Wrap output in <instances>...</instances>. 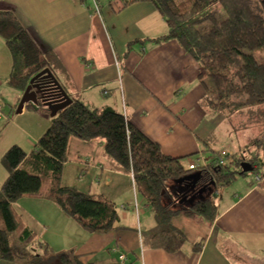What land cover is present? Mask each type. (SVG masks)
<instances>
[{
  "label": "crops",
  "instance_id": "crops-1",
  "mask_svg": "<svg viewBox=\"0 0 264 264\" xmlns=\"http://www.w3.org/2000/svg\"><path fill=\"white\" fill-rule=\"evenodd\" d=\"M0 11L13 15L41 53L54 56L57 66L52 73L71 102L113 110L165 156L183 162L185 169L205 164L202 152H207L208 141L225 120L200 106L204 92L197 65L175 42H152L167 30L151 5L121 8L120 0H0ZM10 68V55L0 39V159L12 147L26 157L34 152L50 119L30 107L15 113L21 94L6 85ZM65 160L62 187L100 196L122 212L116 211L119 222L114 231L90 235L45 200V190L13 204L37 242L54 253H72L83 264H121L120 256L126 257L124 264H264L262 182L257 189L248 185L220 195L210 225L163 213L164 223L184 239L177 252L168 254L142 246V234L155 226L153 216L138 200L131 176L110 170L99 142L70 138ZM6 177L0 166V187ZM39 213L44 218L51 213L68 231L53 236L54 242H44L49 234ZM30 257L0 264H25Z\"/></svg>",
  "mask_w": 264,
  "mask_h": 264
},
{
  "label": "trees",
  "instance_id": "trees-1",
  "mask_svg": "<svg viewBox=\"0 0 264 264\" xmlns=\"http://www.w3.org/2000/svg\"><path fill=\"white\" fill-rule=\"evenodd\" d=\"M140 3L151 5L166 26L165 36L152 42H175L199 68L198 80L204 92L200 106L227 120V115L242 108L264 104V15L253 0H192L183 11L172 0H120L121 8ZM213 8L221 11L222 21L216 20ZM205 23L210 29L199 32L198 27ZM0 39L11 58L6 85L12 90L22 94L30 80L45 70L54 77V56L41 53L9 12L0 11ZM254 53L260 54V60L252 56ZM37 112L48 116L40 103ZM70 138L82 143L99 142L110 170L131 176L136 195L155 222L154 228L142 234V246L168 254L177 252L184 239L164 223L163 213L210 225L216 211L213 198L237 177H256L258 169L264 168L253 155L244 158L211 152L203 166L185 169L123 116L109 108L98 110L73 101L49 119L34 152L26 157L12 147L0 159L7 174L0 187V262L15 261L13 248L22 243L36 249L25 264H83L77 255L55 254L46 244L37 242L13 211L17 201L40 193L42 181L46 182L44 199L87 234L104 235L116 229L119 218L112 203L60 185ZM258 143L261 141L252 145ZM243 164L252 172L243 173ZM261 179L264 184V174ZM161 201L166 204L162 206Z\"/></svg>",
  "mask_w": 264,
  "mask_h": 264
},
{
  "label": "rangeland",
  "instance_id": "rangeland-1",
  "mask_svg": "<svg viewBox=\"0 0 264 264\" xmlns=\"http://www.w3.org/2000/svg\"><path fill=\"white\" fill-rule=\"evenodd\" d=\"M172 1L175 5L179 6V9L181 11H183L185 7L189 6L190 1L192 0ZM253 1L260 8L261 12L264 15V0ZM213 13L214 17L218 22L224 19L219 9L213 8ZM209 29L210 25L208 23L203 24L202 27H198V30L201 33L206 32ZM259 55L260 54L258 53L252 54V56L256 60H260ZM226 113L230 112H225V114ZM227 116L228 119L225 120L224 123H221V125L216 129L213 138L208 141V146L205 148L207 150V153L203 154L204 158L207 156L210 157L211 152L223 153L225 155H236L237 157L243 156L244 158H250L253 155L254 157H258L259 162L264 163V141H262V134L264 130V104L252 108H242ZM258 140L261 141V143H258L256 146L252 145L255 141ZM208 149L210 150V152L208 151ZM180 164H183V162H180ZM257 173L259 176L256 177L260 180L259 182H254L255 176L253 174H246L245 177H237L228 187H226L219 194H217L216 197L213 198V201L216 202L220 195L225 196L228 192L232 191L233 189L236 192H240L241 189L245 190L248 185H251V187H255L257 189V187L259 186V184H261L263 180L261 178L264 174V168L260 167ZM44 188H46V182L42 181L40 192H43ZM162 202L163 201H161V204L164 206ZM116 211L119 215L120 212H122V210H118V208ZM47 214L49 215H47L45 218L40 213L37 215L40 218H43L42 223L45 224V227L48 230L49 234V238H46V240L43 241L46 243H50L55 241L51 240L53 236H57V233L61 234V231L63 229L68 231V228H65V226L63 228V225H61L62 221H59V225L55 217H53L51 213ZM23 219L26 221V223L29 222L26 218ZM260 236H264V234H260ZM51 247L53 248V246ZM34 250L36 251V249L30 245L16 243L13 248L12 255L17 258L29 257L32 256L31 251ZM59 253L60 252H56L55 254ZM124 258L126 259L125 256Z\"/></svg>",
  "mask_w": 264,
  "mask_h": 264
},
{
  "label": "water",
  "instance_id": "water-1",
  "mask_svg": "<svg viewBox=\"0 0 264 264\" xmlns=\"http://www.w3.org/2000/svg\"><path fill=\"white\" fill-rule=\"evenodd\" d=\"M37 80L48 81V83L43 86L44 91L42 94L47 95H44L45 98L41 97V94L38 91V86L33 85V83ZM40 101H42V108L47 111L50 119L54 118L57 113L61 112L71 104V101L66 96L60 85L47 70L39 73L32 80H30L28 86L19 98L15 113L19 114L21 109L26 106H29L35 111L37 110L36 106L40 103ZM240 168L243 173L252 172V169H250L246 164L241 165ZM194 185L195 184H193L192 188Z\"/></svg>",
  "mask_w": 264,
  "mask_h": 264
},
{
  "label": "flooded vegetation",
  "instance_id": "flooded-vegetation-1",
  "mask_svg": "<svg viewBox=\"0 0 264 264\" xmlns=\"http://www.w3.org/2000/svg\"><path fill=\"white\" fill-rule=\"evenodd\" d=\"M46 83H48V81L37 80V81H35V84H33V85L38 86V91H39V93L41 94V97H42V98H45V97H44L45 94H42V92L44 91V90H43V88H44L43 86H44ZM45 96H47V95H45ZM42 98H41V99H42ZM40 103H41V105H42V101H40Z\"/></svg>",
  "mask_w": 264,
  "mask_h": 264
},
{
  "label": "built area",
  "instance_id": "built-area-1",
  "mask_svg": "<svg viewBox=\"0 0 264 264\" xmlns=\"http://www.w3.org/2000/svg\"><path fill=\"white\" fill-rule=\"evenodd\" d=\"M36 108H37V106H36ZM193 169H195L193 166H190L189 167V170H193ZM260 180L257 178V177H255L254 178V182H259ZM125 261V258H124V256H120L119 257V262H121V263H123Z\"/></svg>",
  "mask_w": 264,
  "mask_h": 264
}]
</instances>
